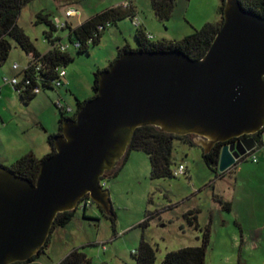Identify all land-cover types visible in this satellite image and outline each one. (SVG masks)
Segmentation results:
<instances>
[{
    "label": "rangeland",
    "instance_id": "1",
    "mask_svg": "<svg viewBox=\"0 0 264 264\" xmlns=\"http://www.w3.org/2000/svg\"><path fill=\"white\" fill-rule=\"evenodd\" d=\"M128 2L135 7L140 23L150 28L155 42L182 40L216 22L221 4L220 0H176L171 18L161 22L155 18L150 0H76L71 7L80 15L72 21L79 25ZM65 6L61 0H30L21 9L18 26L39 52L46 53L50 45L44 35L48 27L36 25V15L44 12L63 19ZM135 32L131 20L126 19L108 28L99 44L89 46L88 54L70 48L74 60L65 67L63 85L40 91L30 104H24L4 82L21 72L29 58L10 41L8 60L0 66V165L8 168L29 152L36 157L49 152L47 135L58 129L55 101L69 107L72 113L66 115L73 116L76 101L93 96L95 74L116 57L117 48L125 44L136 47ZM55 36L67 42L66 32ZM14 65L18 70H13ZM256 157L258 163L242 161L232 172L219 174L206 166L199 147L174 140L171 168L183 165L186 175L153 180L149 157L131 151L126 162L120 164L121 158L112 170L121 167L116 176L110 172L106 176L105 170L100 180L109 192L114 229L112 216L96 203L86 209V215L77 208L67 226L53 231L45 252L28 264H59L74 249L85 253L91 264H135L133 253L141 237L155 250V264H163L166 253L199 247L206 235L205 264H264V149L260 148ZM226 203L229 210L224 208ZM189 212H194L197 228L186 219ZM148 215L152 217L148 225L139 226Z\"/></svg>",
    "mask_w": 264,
    "mask_h": 264
},
{
    "label": "water",
    "instance_id": "2",
    "mask_svg": "<svg viewBox=\"0 0 264 264\" xmlns=\"http://www.w3.org/2000/svg\"><path fill=\"white\" fill-rule=\"evenodd\" d=\"M145 125L203 136L193 142L204 154L222 143L220 174L246 161L257 146L253 135L264 128V19L227 0L222 28L203 59L129 52L103 71L97 95L75 119L64 120L56 153L42 162L34 184L0 167V264L34 256L55 216L75 210L86 195L112 216L100 178L115 169L134 130Z\"/></svg>",
    "mask_w": 264,
    "mask_h": 264
},
{
    "label": "trees",
    "instance_id": "3",
    "mask_svg": "<svg viewBox=\"0 0 264 264\" xmlns=\"http://www.w3.org/2000/svg\"><path fill=\"white\" fill-rule=\"evenodd\" d=\"M30 0H0V66H3L8 60L12 46L10 41H14L16 45L27 55L31 56L32 60L29 66L16 76L21 81L16 85L15 91L18 97L24 104H30L37 96L36 89L40 91L55 90L54 82L58 75L56 69L67 67L73 62L74 58L68 51H61L59 48L60 38L53 39L55 27L51 22L53 17L51 14L40 12L36 15L35 24H44L48 27V31L44 32L46 41L50 45V49L46 53H40L32 44L30 39L25 35L24 31L18 26V17L21 9ZM67 6L76 4V0H61ZM155 18L161 22L168 21L176 3V0H150ZM227 0H220L221 4L218 10L219 19L216 22H211L203 25L199 30H195L193 34L178 41H157L152 42L147 39L146 32L141 28L136 29L135 41L136 47L130 48L128 45H123L117 48L116 57L109 62L108 66L102 71L98 70L92 85L94 98L99 89V76L103 71H107L112 65L124 54L129 52H181L190 59L198 61L204 58L209 51L216 35L219 33L224 23V10ZM240 7L264 19V0H237ZM66 7V6H65ZM136 16L135 7L131 2L113 6L105 9L79 25H68L69 31L68 41L70 43H79V49L75 51L77 54H88L90 45L99 44L104 32L113 25H117L126 19L132 21ZM103 29L100 30L99 28ZM59 42V43H58ZM38 69V70H37ZM85 101H76L77 111L82 108ZM59 110L58 129L55 134L47 135V144L49 153L42 158L36 157L32 152L27 153L8 168L16 176L23 178L34 184L40 172L42 162L53 156L56 153L55 138L62 134L63 122L66 119H75L76 113L72 117H68L66 112ZM264 130L261 129L257 134L253 135L256 139L257 146H260V134ZM178 140L188 146H194L191 141V135L177 136L157 130L156 128L145 125L134 130L129 147L126 154L122 158L124 164L131 151L143 152L149 157L150 161V177L153 180L172 178V151L173 141ZM222 143H217L207 154H203V160L206 166L213 172L217 171V162L220 154ZM121 165V166H122ZM121 168V167H120ZM120 168L110 172L112 176H116ZM220 174V173H219ZM109 173L106 174L108 176ZM224 208L230 209V204L226 203ZM75 210L58 213L50 229L44 245L38 252L25 262H17L14 264H28L37 260L46 250L50 243V237L53 231L57 228H64L73 219ZM191 226L197 228L196 216L194 212H189L185 215ZM150 215L139 224L141 227L148 225ZM113 229L115 225L114 218H110ZM115 234V231H114ZM208 244V236L203 239L202 245L199 247H187L178 251H172L165 254L163 264H205V253ZM133 257L135 264H155L156 255L153 247L147 243L143 237L139 242L137 250L134 251ZM59 264H91L90 259L85 253L78 249L72 250Z\"/></svg>",
    "mask_w": 264,
    "mask_h": 264
},
{
    "label": "built area",
    "instance_id": "4",
    "mask_svg": "<svg viewBox=\"0 0 264 264\" xmlns=\"http://www.w3.org/2000/svg\"><path fill=\"white\" fill-rule=\"evenodd\" d=\"M124 6H126V3L124 4ZM62 9H63V19L59 18V17H54V16L51 18V22L53 23V25L55 27V32L53 33V39L56 38L55 35H56L57 32H63V33L66 32L67 42L64 43L61 38H60L61 39L60 43L58 42L60 50L65 52V51L70 50V48H72L74 50L79 49V47H80L79 43H77V42L70 43L68 41L69 31L66 28H67L68 25H74L72 19L74 17L79 16L80 12H79V10H77L75 8H72L71 6H66V7H63ZM131 22H132L133 27H135L136 29L141 28V23L136 17L133 18ZM99 29L102 30L103 28L100 27ZM57 38H59V37H57ZM147 39L149 41H152L153 37L150 34H147ZM28 57H29V61H28L27 65L21 71H23L24 69H26L29 66V63L31 62L32 57L31 56H28ZM18 67H19L18 65H14L13 66V70H18ZM56 72H57L58 77H57V79L54 82V87L55 88H59V87H61L63 85L62 84V80L65 79L66 72H65V69H63V68L56 69ZM20 81H21V79L19 77H17V76H15V77H13L11 79L4 78V82L7 83V84H10L13 87L14 91H15L16 85ZM35 92L38 94L40 92V89L39 88L36 89ZM55 105H56V107L58 109L66 112V114L72 113V110L69 107H66L65 105H63L60 100H56L55 101ZM69 117H72V116H69ZM260 148L264 149V130L260 134V146L259 147L256 146L254 149H252L249 152H247V154L243 158L245 160H251L253 163H257L258 160H257V157H256V152ZM171 173H172L173 177H181V176L186 175V169H185V167L183 165H179L177 168L172 169ZM100 186L103 189H105V187H106L105 183H100ZM92 204H93V201L89 198L88 195H86L85 197H83L79 201L78 207L81 210L85 211L87 208L91 207Z\"/></svg>",
    "mask_w": 264,
    "mask_h": 264
},
{
    "label": "crops",
    "instance_id": "5",
    "mask_svg": "<svg viewBox=\"0 0 264 264\" xmlns=\"http://www.w3.org/2000/svg\"><path fill=\"white\" fill-rule=\"evenodd\" d=\"M118 5H121V4H118ZM117 6V5H116ZM141 27H142V29L146 32V34H150L151 36H152V34H151V32L148 30V29H150L148 26H146V25H143V24H141ZM152 42H155L154 40H152ZM41 53V52H40ZM28 61H29V58H28ZM28 61H27V63H28ZM190 135H194V134H190ZM197 138H200L202 141H204L206 138L205 137H203V136H199V135H194V139H195V141L197 142ZM192 143L194 144V146H196V147H199L200 149H201V152H202V155L204 154V149H203V147L202 146H198V145H196L194 142H193V139H192ZM129 146V145H128ZM128 146L126 147V149H125V151H124V153H123V155H122V157L121 158H123V156L125 155V153L127 152V149H128ZM212 149V148H211ZM210 149V150H211ZM49 152H46L45 154H42L41 156H37L38 158H42V157H44L45 155H47ZM258 160V159H257ZM258 163V162H257ZM238 165V164H237ZM232 170H233V168L232 169H230L229 171H231L232 172ZM104 190H106V189H104ZM107 191V194H108V198H109V192H108V190H106ZM99 206V205H98ZM100 207V206H99ZM84 215H86L85 214V211H84Z\"/></svg>",
    "mask_w": 264,
    "mask_h": 264
},
{
    "label": "flooded vegetation",
    "instance_id": "6",
    "mask_svg": "<svg viewBox=\"0 0 264 264\" xmlns=\"http://www.w3.org/2000/svg\"><path fill=\"white\" fill-rule=\"evenodd\" d=\"M248 137H249V136H246V135H245V136H241V137H235V138L230 139L228 142H229V143H236V142L241 141V140H244V139H246V138H248ZM215 145H216V144H215ZM215 145H214V146H215ZM100 180H101V178H100ZM77 208H79L78 205H77L76 209H77ZM85 211H86V210H85Z\"/></svg>",
    "mask_w": 264,
    "mask_h": 264
}]
</instances>
